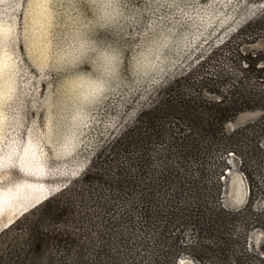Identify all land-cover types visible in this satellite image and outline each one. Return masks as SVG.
<instances>
[{"label":"rangeland","instance_id":"rangeland-1","mask_svg":"<svg viewBox=\"0 0 264 264\" xmlns=\"http://www.w3.org/2000/svg\"><path fill=\"white\" fill-rule=\"evenodd\" d=\"M237 45L264 51V0H0V232L78 182L175 80L235 73ZM201 85L218 100V87ZM262 113L243 112L227 130ZM229 162L225 203L236 210L250 182L235 154ZM263 242L253 226L250 247L264 258Z\"/></svg>","mask_w":264,"mask_h":264},{"label":"trees","instance_id":"trees-1","mask_svg":"<svg viewBox=\"0 0 264 264\" xmlns=\"http://www.w3.org/2000/svg\"><path fill=\"white\" fill-rule=\"evenodd\" d=\"M234 53L235 73L205 79L218 100L200 95L203 78L175 80L78 182L0 232V264H264L250 247L253 226L264 230V57ZM255 110L258 119L227 130ZM233 154L250 182L236 210L225 203Z\"/></svg>","mask_w":264,"mask_h":264},{"label":"water","instance_id":"water-1","mask_svg":"<svg viewBox=\"0 0 264 264\" xmlns=\"http://www.w3.org/2000/svg\"><path fill=\"white\" fill-rule=\"evenodd\" d=\"M244 200H245V196L244 195L239 196V197L237 196L234 199V202L232 203V205L233 206H238V205L241 206L242 203L244 202ZM182 261H184V264H196L192 259L187 258V257H183V258L179 259L177 264H181Z\"/></svg>","mask_w":264,"mask_h":264},{"label":"built area","instance_id":"built-area-1","mask_svg":"<svg viewBox=\"0 0 264 264\" xmlns=\"http://www.w3.org/2000/svg\"><path fill=\"white\" fill-rule=\"evenodd\" d=\"M261 53H262V55H263V57H264V51H263V52H261ZM228 172H229V170H227V172H226V173L228 174ZM187 258H189V257H187Z\"/></svg>","mask_w":264,"mask_h":264},{"label":"bare ground","instance_id":"bare-ground-1","mask_svg":"<svg viewBox=\"0 0 264 264\" xmlns=\"http://www.w3.org/2000/svg\"><path fill=\"white\" fill-rule=\"evenodd\" d=\"M181 264H184V261H182Z\"/></svg>","mask_w":264,"mask_h":264}]
</instances>
